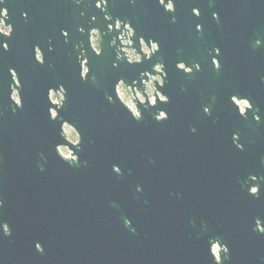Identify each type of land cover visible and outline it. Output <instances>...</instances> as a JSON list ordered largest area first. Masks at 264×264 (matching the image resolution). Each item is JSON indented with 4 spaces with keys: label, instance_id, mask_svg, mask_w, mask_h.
Listing matches in <instances>:
<instances>
[{
    "label": "water",
    "instance_id": "obj_1",
    "mask_svg": "<svg viewBox=\"0 0 264 264\" xmlns=\"http://www.w3.org/2000/svg\"><path fill=\"white\" fill-rule=\"evenodd\" d=\"M132 1L109 0L112 21L95 7L97 0L82 6L70 0L0 5L8 8V23L14 25L11 39L0 37V225L12 229L10 236L0 229V264H214L210 237L230 248L225 264H264V235L254 230L257 219L264 221V182L259 199L248 193L251 175L264 178V84L248 81L238 93L227 91V85L217 95L205 86L198 97L189 75L176 68L187 62L186 48L173 45L166 22L156 19L155 28L144 26ZM224 2L245 11L252 4L256 15H264V0ZM93 16L98 23H92ZM116 18L136 31L133 47L141 64L113 67V42L120 44V33L108 24L114 29ZM92 28L101 31L100 56L90 46ZM62 31L69 32V43ZM141 39L160 44L150 62ZM36 46L45 54L43 65L35 60ZM82 55L81 63L87 60L91 69L87 82L80 77ZM158 62L168 73L160 91L171 103L143 110V119L136 121L119 102H108L119 79L147 99L148 77L141 80L140 73ZM9 69L23 84L22 109L10 100ZM203 73H197L198 86ZM60 87L67 103L53 122L48 90ZM233 95L249 98L262 122L257 124L251 112L247 120L241 118L231 104ZM197 104L214 107L212 115L196 117L191 108ZM160 110L169 115L163 123L155 120ZM65 120L83 137L80 163L74 166L55 152L64 143L60 125ZM234 133L244 151L235 148ZM114 165L122 175L115 174ZM37 243L43 254L36 251Z\"/></svg>",
    "mask_w": 264,
    "mask_h": 264
},
{
    "label": "clouds",
    "instance_id": "obj_2",
    "mask_svg": "<svg viewBox=\"0 0 264 264\" xmlns=\"http://www.w3.org/2000/svg\"><path fill=\"white\" fill-rule=\"evenodd\" d=\"M88 0H70V3L75 4L77 6H82L86 4ZM159 5L168 13L173 14L172 22L176 23L175 12H176V4L175 0H158ZM135 3V0H133ZM6 0H0V5H5ZM95 7L104 13V18L106 21H112L113 17L108 13L109 0H97ZM192 13L195 17L200 18L202 13L199 8H193ZM24 19H28V14L24 13ZM81 16H84L85 13L81 12ZM212 18L219 22L220 15L218 12L212 13ZM10 20V13L8 8L0 9V37H4L6 39H11L14 34V25L8 23ZM92 23H98V18L93 16ZM108 28L110 30H114L119 34V45H115L116 49V61L113 64V67L118 68L120 63L126 62L129 66H136L141 64L142 56L137 54V51L133 47L134 41L137 38V33L134 31L131 23H125L119 18L115 19V26L113 29L112 23L108 24ZM79 31L84 34L85 29L81 27ZM196 31L199 33H203L204 27L201 24L196 25ZM90 46L95 50L97 56L101 55V31L98 28H92L88 33ZM62 36L64 37L65 43H69V32L62 31ZM143 44L142 53L144 57L148 58L150 62L152 58L160 52V44L155 40H149V43H144L142 40L140 41ZM51 44V41H49ZM3 50L5 52L10 51V46L8 43L2 44ZM84 45L81 43L78 46V50L81 51ZM255 47H264V41L256 40ZM49 51H53L51 47H49ZM35 60L40 65L45 64V54L41 51V47L36 46L34 48ZM215 55L212 52H209V55L212 56L211 64L213 65L216 72H220L222 70V63L219 57L221 55V50L219 48L214 49ZM80 59V77L82 80L87 82L91 69L88 66L89 62L87 60ZM176 68L183 72L186 75H194L195 72L202 71L201 65L199 63L193 64L192 67H189L185 62H179L176 64ZM12 81L14 85L11 87V95L10 100L14 103L17 109H22L24 107L23 98L21 94V89L23 84L21 83V79L18 75V72L15 69H9ZM153 72L155 74H153ZM148 79L145 81L147 83V99L144 96L139 97V105L132 102L133 95L132 89L127 87L124 79H119L118 82L114 85V95H108L107 100L109 103H117L119 102L128 113H130L131 117L136 121H141L143 119V110H147L149 108H157L159 104H169L171 100L169 96L165 95L160 89L166 87V81L168 79V73L166 71V65L162 62H158L153 65L152 71H145L140 73V79L145 80V77ZM150 81V82H149ZM158 82V84H157ZM143 85V84H142ZM156 85V86H154ZM159 86V88L157 87ZM140 91H144V85ZM48 101L50 107L48 109V113L51 121L56 122L60 119V113L64 109L65 104L67 103V92L63 87H60L58 90L49 89L48 90ZM231 104L234 105L235 109L238 110V114L244 120L249 118V113L253 114V120L259 124L262 122L261 115L256 114L257 110L255 109L253 103L249 98L241 97L237 95H233L231 97ZM15 111V109H13ZM204 114L211 116L212 109L210 107H204ZM169 119V115L166 111L160 110L155 115V120L158 123H163ZM70 125H73L71 122L65 120L60 125V135L61 139L64 143H59L55 147V152L65 163L70 166L78 165L80 163V156L78 155L77 150L81 147L83 143V137L81 132L75 133L70 129ZM76 127V126H75ZM77 128V127H76ZM78 129V128H77ZM195 131V129H193ZM66 136H71V143ZM241 137L238 134H233V143L237 150L244 151V145L240 142ZM113 171L116 175H122V169L119 166H113ZM264 182V178L257 177L256 175L250 176V181L248 185V193L250 196L255 197L257 199L260 198L261 194V184ZM141 189H138L140 191ZM4 207V201L0 199V208ZM131 222L126 221V225L130 226ZM0 229L6 236H10L12 233V229L9 224L3 223L0 225ZM259 234L264 235V221L257 219L255 222V229ZM211 240L210 244V260L214 262V264H225V257H231V250L227 244L223 243L219 238H209ZM36 251L43 254L44 247L42 244L37 243L35 245Z\"/></svg>",
    "mask_w": 264,
    "mask_h": 264
},
{
    "label": "flooded vegetation",
    "instance_id": "obj_3",
    "mask_svg": "<svg viewBox=\"0 0 264 264\" xmlns=\"http://www.w3.org/2000/svg\"><path fill=\"white\" fill-rule=\"evenodd\" d=\"M130 4L136 7V17L149 29L158 25L154 22L156 19L166 22L172 33L173 45L186 48V64L189 67L196 63L201 65L204 73L200 85L196 78L197 73L202 71L195 72L187 79L190 87L200 95L198 97H203L205 86L214 87L217 95L227 85L230 86L227 91L238 93L241 92L240 85L244 87L243 83L248 81H261L264 84V47H255L256 40L264 41V15H256L254 8H250L252 4L245 11L242 6L238 7L234 2L229 5L224 0H175L176 23L172 22L173 14L166 12L158 0H135ZM125 8L124 5V12ZM193 8H199L202 13L200 18L193 15ZM213 12L219 13V22L212 18ZM197 24L203 25L202 34L196 31ZM141 40L146 43L144 39ZM215 48L221 50V55L217 57L223 66L220 72L215 71L211 64L212 56L209 55V52L215 55ZM132 95L133 103L142 96L138 92L135 95L133 91ZM210 108L213 110L214 107ZM203 109L199 104L191 108L196 117L202 115Z\"/></svg>",
    "mask_w": 264,
    "mask_h": 264
},
{
    "label": "rangeland",
    "instance_id": "obj_4",
    "mask_svg": "<svg viewBox=\"0 0 264 264\" xmlns=\"http://www.w3.org/2000/svg\"><path fill=\"white\" fill-rule=\"evenodd\" d=\"M72 132H75L72 128H70ZM68 140L71 141V136H67Z\"/></svg>",
    "mask_w": 264,
    "mask_h": 264
}]
</instances>
